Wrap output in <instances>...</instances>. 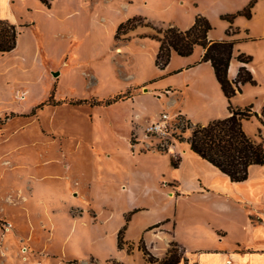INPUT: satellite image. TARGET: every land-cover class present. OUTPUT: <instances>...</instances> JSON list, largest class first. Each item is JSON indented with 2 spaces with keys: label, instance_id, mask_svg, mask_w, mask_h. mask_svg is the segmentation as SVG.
<instances>
[{
  "label": "rangeland",
  "instance_id": "1",
  "mask_svg": "<svg viewBox=\"0 0 264 264\" xmlns=\"http://www.w3.org/2000/svg\"><path fill=\"white\" fill-rule=\"evenodd\" d=\"M37 1L25 0L28 9L16 4L14 7L0 4V17L14 22L20 31L16 47L0 53V152L3 153L0 161V264H57L55 259L44 260L42 254H34L31 242L62 257L59 264H101L95 258L112 257L117 249L129 252L133 248L130 244L129 249L128 243L119 248L113 232L122 220L123 225L129 222L133 212L125 215L126 206L152 201L141 194L135 196L119 191V184L131 176V171L141 180L146 173H155L154 170L167 177L176 175L187 185L202 172L190 157L183 169L172 170L171 159L176 160L180 155L170 158L168 149L171 143L183 142L174 138L181 134L179 127L185 124L180 116L178 124L170 119L172 137L161 141L157 137H144L143 145L147 148H142L143 153L136 150L133 155L123 136L128 119L138 125L149 121L164 111L167 87L180 84L184 79L190 81L188 73L165 74L155 65L158 41L150 35L155 34V28L166 27L169 21L175 22L172 25L184 22L191 12L207 17L213 36L234 40V60L243 53L251 57L247 63L259 69L257 81L254 78L256 83L246 82L249 85L232 102L239 107L251 104L252 110L263 117L264 0H194L196 4L189 0L184 4L176 0H111L108 3L86 0L83 6L75 4L66 10L60 8L64 0ZM244 9H248L249 15L237 13ZM226 13L237 14L230 22L221 17ZM138 15L144 18V24L121 31L115 37L121 22ZM229 26L236 32L228 35ZM138 29L144 33L150 30L147 32L150 34L144 35ZM193 54L194 50L190 56ZM180 60L176 56L171 60L170 55L169 65L177 66ZM51 94L59 103L36 107ZM116 95L123 96L108 105L104 103ZM68 98L93 99L99 104L63 102ZM136 113H139L137 119L134 118ZM242 126L254 141L264 138V125L256 116L243 119ZM188 130L191 132L190 128ZM189 131L185 130L182 136L186 137ZM135 136L131 135L132 143L136 141ZM158 144H164L165 150L157 149ZM149 146L157 150L156 155L146 151ZM14 153H21L27 165L50 161L42 167L24 170L26 179L33 178L39 184L37 191L75 198L69 184L76 182V187L100 211L96 224L77 226L74 232L70 231L68 221L57 218L58 227L48 239L39 237L36 232L35 235L19 232L9 214L13 215L14 205L26 196L29 187L19 186L12 167L6 171L2 167L12 162ZM156 197L155 201L167 203L164 212L159 214L156 207L148 206L140 218L151 221L174 210L166 197L158 192ZM197 204H184L187 218L193 219L195 214L205 211L204 205ZM81 211L72 209L76 215ZM39 215L40 211L33 215L36 222ZM126 217H129L127 222ZM239 233L241 231L231 230L230 238ZM82 258L87 263H81ZM112 264L118 263L113 261Z\"/></svg>",
  "mask_w": 264,
  "mask_h": 264
},
{
  "label": "crops",
  "instance_id": "2",
  "mask_svg": "<svg viewBox=\"0 0 264 264\" xmlns=\"http://www.w3.org/2000/svg\"><path fill=\"white\" fill-rule=\"evenodd\" d=\"M24 1L17 0L15 3V0H0V4L7 7L19 5L18 7L24 6L28 9ZM84 1L86 2V0H64L60 8L66 10L75 4L83 6ZM110 1L104 0L105 3ZM176 1L180 4L185 2V0ZM189 2L196 4L194 0H189ZM40 7L42 6L40 5ZM80 8L82 9V7ZM69 14L71 13L67 15ZM195 15L191 12L185 17L184 22L176 23V26L181 29L188 28L193 23ZM153 20L155 21V19ZM169 24H175V22L169 21ZM141 31L144 35L150 34L147 33L150 30L146 29V33ZM207 38L209 40L220 39V37L213 36L210 30L207 32ZM117 49L120 48L117 47ZM193 50L194 54L191 56H180L172 51L171 60L176 56L181 59V62L177 66H171L169 65L171 62H168L163 69L159 68L165 74L173 71L182 74L188 73V78H190V81L184 79L180 84L171 85L174 87H167L169 92L165 96L164 111L170 116L181 115L193 124L204 125L213 119L229 115L228 100L215 78L211 64L208 61H201L204 49L200 45H196ZM241 66L250 71L255 80L258 79L259 69L256 66L234 60L232 56L227 68L229 80L235 79ZM144 84L141 85L142 88ZM247 85L249 83L241 85V92H237L230 98L233 106L239 107L234 105L232 100L241 96ZM143 91L146 89L144 88ZM158 115L151 117L149 121L140 123V125L132 123L133 121L130 119L127 120L128 126L123 136L127 138L133 155L136 150L141 153L145 152L142 150L143 147L147 148L143 145V129L146 124L157 119ZM138 117L139 113H136L134 118ZM187 131L189 130L187 129ZM190 133L189 131L186 137ZM131 135H137L135 136L136 141L133 143ZM140 138L143 140L142 142ZM44 146L47 149V145L44 144ZM149 147L150 149L146 151L156 155L157 150L151 148L152 146ZM168 151L170 158L174 154L180 155L178 166L173 167L172 170L183 169L186 159L190 157V160L198 164L202 172L197 173L194 180L187 185L176 175L167 177L165 173L154 170L155 173L148 172L141 180L140 176L131 171L133 172L131 176L124 178L125 180L119 184V191L135 196L141 194L144 199L152 200L144 201L141 204L130 203L124 209L125 215L133 212L123 231V239L133 248L129 252L126 249H117L112 257L95 258V260L101 264H112L113 261L118 264H145L144 254L138 248V243L142 239L146 248L157 259H162L166 255L170 242L175 241L184 248V256L188 264H226L227 260L230 261V264H264V166L250 165L247 178L235 182L194 153L186 141L172 143ZM2 154L0 152V161ZM20 155L21 153H14L13 160L9 165L2 164L5 171L12 167L14 177L20 183L19 186L29 187L26 196L14 205L13 215L9 214L10 220L19 232H29L32 235H35L36 232L39 237L43 236L48 239L58 227L57 218L68 221L71 224L70 231L74 232L77 226L87 227L96 224L100 211H97L93 202H90L85 193L76 187V182L73 185L69 184L74 191L75 198L65 195L56 197L52 193L37 191L39 184L33 178L26 179L24 170L30 167H42L44 164H49L50 161H37L27 165L26 159L24 160ZM39 156L42 157L41 154ZM157 192L166 197L168 203L173 204L174 210L170 213H163L151 221L140 218L141 213L148 206L156 207L159 214L164 212L167 203L155 201ZM187 202L189 205L200 203L205 206V211L201 215L195 214L193 219L187 218L189 215H186L183 208ZM74 208H80L82 211L77 215L73 214L72 209ZM90 210H93L95 214ZM38 211H40L39 221L36 222L33 215ZM157 223L161 224L152 227ZM122 226L123 220L113 230L116 242L118 231ZM231 230L241 231V233L230 238ZM26 235L29 238V234L26 233ZM30 244L35 249L34 254H42L44 260L52 258L56 260L57 264L63 261L60 260L62 257L51 253L46 247H39L36 242ZM79 260L81 263H87L86 259ZM178 264H185V262L181 260Z\"/></svg>",
  "mask_w": 264,
  "mask_h": 264
},
{
  "label": "trees",
  "instance_id": "3",
  "mask_svg": "<svg viewBox=\"0 0 264 264\" xmlns=\"http://www.w3.org/2000/svg\"><path fill=\"white\" fill-rule=\"evenodd\" d=\"M241 12L249 15L248 9L238 11L237 13ZM237 13H226L221 15V17L232 22L233 17ZM143 19L142 16L138 15L121 22L118 25L115 37H118L121 31L134 28L137 24H144ZM155 29V34H151L150 36L159 42L154 60L158 68L163 69L168 64L172 51L180 56H187L192 53L196 45H200L204 49L201 61H208L211 64L215 78L228 100L229 115L213 119L207 124H193L184 116H180L185 124L179 127L181 134H177L175 138L178 141H186L194 153L226 174L231 181L239 182L245 180L248 176L250 165L259 164L264 166V138L259 142L254 141L244 131L242 121L243 119L256 116L264 125V121L262 120L264 112L262 113L263 117H259L252 110L251 104L240 108L233 106L230 101L232 96L237 92H241L240 84L246 82L256 83L251 72L244 66L238 69L233 81L227 77V68L232 57L234 40H209L207 32L211 29V24L207 17L199 13L195 15L193 23L186 29H181L172 24ZM235 32L236 30L234 29L233 31L231 26L226 30L228 35ZM19 33L20 31L15 23L0 18V53H7L16 47ZM236 58L240 62L247 63L251 57L240 53ZM122 96H113L104 101V103L108 105L117 101ZM63 102L70 104H99V101L93 99L68 98L63 100ZM46 103L57 104L59 102H55L53 94H51L46 101L41 102L36 107ZM189 128L191 129L190 135L188 137L182 136V133ZM157 149L165 150V148L162 149L160 146H157ZM179 161L180 157L176 160L171 159L172 166L177 167ZM128 219L129 217H126V222ZM160 224L157 223L152 227L159 226ZM125 227L126 224L119 229L117 234V246L119 248H122L124 243H127L123 240L122 236ZM138 247L144 254L145 264H178L181 260L185 264H188L184 256V248L175 241L170 242L166 255L162 259L155 258L146 248L142 239L139 241ZM128 248H131L130 244H128Z\"/></svg>",
  "mask_w": 264,
  "mask_h": 264
},
{
  "label": "built area",
  "instance_id": "4",
  "mask_svg": "<svg viewBox=\"0 0 264 264\" xmlns=\"http://www.w3.org/2000/svg\"><path fill=\"white\" fill-rule=\"evenodd\" d=\"M168 92H169V90L166 91V93H168ZM179 116H181V115L170 116L165 111L159 113L157 119L149 122L144 127V129H143L144 137H146V138L147 137H157L160 141L163 140L164 138L172 137V132L170 130L172 123L170 122V119H175V123L178 124L179 120L177 119V117H179ZM174 138H175V136H174ZM157 146H160L162 148L165 147L164 144H158ZM226 264H230V261L227 260Z\"/></svg>",
  "mask_w": 264,
  "mask_h": 264
}]
</instances>
